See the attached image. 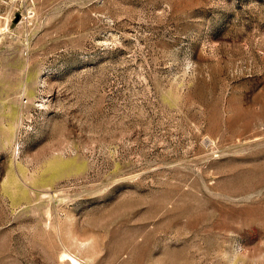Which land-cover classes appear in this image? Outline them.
Segmentation results:
<instances>
[{
	"label": "rangeland",
	"instance_id": "374dc122",
	"mask_svg": "<svg viewBox=\"0 0 264 264\" xmlns=\"http://www.w3.org/2000/svg\"><path fill=\"white\" fill-rule=\"evenodd\" d=\"M75 262L264 264V0H0V264Z\"/></svg>",
	"mask_w": 264,
	"mask_h": 264
},
{
	"label": "bare ground",
	"instance_id": "6f19581e",
	"mask_svg": "<svg viewBox=\"0 0 264 264\" xmlns=\"http://www.w3.org/2000/svg\"><path fill=\"white\" fill-rule=\"evenodd\" d=\"M70 257H72V256H70ZM72 260H74V258H73ZM74 261H76V260H74ZM72 264H77V262H75V263H72Z\"/></svg>",
	"mask_w": 264,
	"mask_h": 264
}]
</instances>
